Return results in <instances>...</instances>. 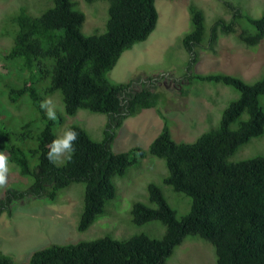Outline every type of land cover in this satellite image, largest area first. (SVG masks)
<instances>
[{
	"label": "trees",
	"instance_id": "16d2710c",
	"mask_svg": "<svg viewBox=\"0 0 264 264\" xmlns=\"http://www.w3.org/2000/svg\"><path fill=\"white\" fill-rule=\"evenodd\" d=\"M84 1L109 3L104 34H83L86 16L75 8L74 0H51L52 7L38 16L28 15L23 9L14 18L17 30L13 45L0 54L7 70L0 74L4 80L2 93L11 104L24 101L31 105L35 117L17 130L7 128L0 118V152L34 181L27 192L9 190L0 199V217L12 216L14 205L29 197L54 204L62 190L84 183V211L77 230L86 232L115 198V178L125 176L149 155L165 162L168 177L164 184L190 198L191 208L187 215L178 217L162 188L149 184V201L155 207L135 203L132 222L136 226L162 223L166 229L162 239L141 234L125 240L107 236L73 245H52L36 251L25 264H168L175 249L193 236L214 247L216 264H264V157L229 161L241 146L264 136L260 102L264 98V78L250 84L234 75H204L189 68L192 74L186 81L190 84L205 82L238 92V98L224 110L219 126L195 143H177L168 120L163 118L164 127L147 150L135 147L114 152L112 146L125 121L157 107L161 99V93L147 88L126 92L131 83L113 85L107 79L122 55L146 42L156 30L157 0ZM246 19L254 33L241 30L237 39L243 46L254 48L264 40V17ZM190 21L192 30L185 36L184 46L194 66L205 44L213 50L219 23L224 32L236 34L235 23L221 22L208 34L205 15L194 6L190 8ZM12 74L29 77L16 86ZM55 92L61 93L67 116L88 110L109 117L102 142L91 139L84 128L70 126L78 139L71 160L63 166L47 159L48 145L56 138L63 119L57 114V119L50 121L40 109V101ZM26 143L33 146L24 148ZM32 160L35 166H31ZM0 264L15 263L0 252Z\"/></svg>",
	"mask_w": 264,
	"mask_h": 264
},
{
	"label": "rangeland",
	"instance_id": "374dc122",
	"mask_svg": "<svg viewBox=\"0 0 264 264\" xmlns=\"http://www.w3.org/2000/svg\"><path fill=\"white\" fill-rule=\"evenodd\" d=\"M74 1L75 8L86 16L83 34H104L109 20V3ZM191 6L200 9L205 15L208 34L219 22L225 25L235 23L236 32H224L219 23L217 43L213 50L208 43L205 44V48L199 52V63L196 66L190 62V55L184 46V38L192 30ZM50 7L51 0H0V54L13 45L17 30L15 16L23 9L28 15L38 16ZM156 9L159 14L156 30L146 42L126 51L116 67L108 73L107 79L113 85L131 83L126 92L147 88L161 93V99L157 107L143 110L136 117L125 121L112 146L114 152H125L135 147L147 150L163 129V118L168 120L172 137L177 143H195L201 135L219 126L224 110L238 98V92L223 85L214 86L205 82L190 84L186 81L191 73L189 68L194 73L197 71L204 75H234L250 84L264 78V40L257 47L247 48L237 39L241 30L254 33V27L246 17L254 20L263 18L264 0H157ZM3 65L0 60V74L4 75L7 70ZM25 76L23 78L17 74L14 77L12 74L11 78L16 86H20L17 83L25 79ZM46 82L48 86L49 81ZM3 84L4 80L0 79V118L7 128L17 130L35 114L32 106L24 101L11 104L7 94L2 93ZM50 96L56 105L57 114L63 119V123L57 126V135L65 127L77 125L84 128L94 141H103L109 121L107 115L80 110L75 116H67L61 93L55 92ZM260 102L264 109V98ZM32 146V143H26L24 148ZM256 156L264 157V136L241 146L229 161L239 162ZM65 162L58 166H63ZM35 164L32 160L31 166ZM8 165V183L6 187L0 188V199L9 190L27 192L34 181L33 176L23 175L10 162ZM167 177L165 162L159 158L149 155L135 164L125 176L115 178V198L86 232L77 230L84 211V183H74L62 190L54 204L41 198H26L14 205L12 216L4 214L0 217V252L10 257L15 264H25L31 261L36 251L52 245H73L107 236L125 240L141 234L162 239L166 232L162 223L136 226L132 222L131 211L137 202L155 207L150 203L147 191L149 184H155L162 188L167 202L178 217L187 215L191 199L175 193L164 184ZM216 262L214 247L194 236L188 237L177 247L168 260V264Z\"/></svg>",
	"mask_w": 264,
	"mask_h": 264
},
{
	"label": "clouds",
	"instance_id": "9594fccd",
	"mask_svg": "<svg viewBox=\"0 0 264 264\" xmlns=\"http://www.w3.org/2000/svg\"><path fill=\"white\" fill-rule=\"evenodd\" d=\"M40 109L50 121L57 119V108L51 96L40 101ZM78 139V133L70 127L62 129L61 133L48 145L47 159L50 163L58 165L65 160H71L75 152L74 144ZM8 157L4 152H0V188H4L8 183L9 176Z\"/></svg>",
	"mask_w": 264,
	"mask_h": 264
}]
</instances>
